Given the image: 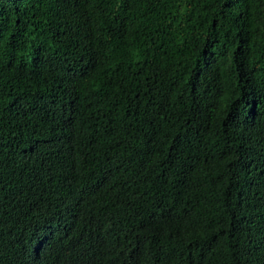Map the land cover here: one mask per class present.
Returning a JSON list of instances; mask_svg holds the SVG:
<instances>
[{"label":"trees","instance_id":"trees-1","mask_svg":"<svg viewBox=\"0 0 264 264\" xmlns=\"http://www.w3.org/2000/svg\"><path fill=\"white\" fill-rule=\"evenodd\" d=\"M0 264H264V0H0Z\"/></svg>","mask_w":264,"mask_h":264}]
</instances>
